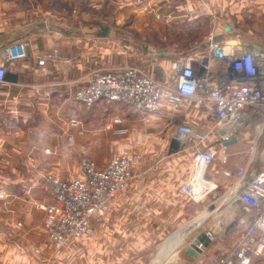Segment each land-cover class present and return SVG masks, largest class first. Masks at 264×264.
Masks as SVG:
<instances>
[{"label": "crops", "instance_id": "0c3cea01", "mask_svg": "<svg viewBox=\"0 0 264 264\" xmlns=\"http://www.w3.org/2000/svg\"><path fill=\"white\" fill-rule=\"evenodd\" d=\"M173 2L174 6H171ZM210 2L215 3L214 0ZM198 3V0H0V62L5 45L16 43L19 46V43L24 40L27 42L24 45L25 56L7 65L5 80L0 82V120L4 118V122L1 120L4 124V150H0V154L2 158L4 156V163L10 167L17 166L18 160L22 161L31 151L37 159L38 166L36 165L37 167L33 169V179L24 181L17 178L9 186L10 190L20 197L14 201L16 216L25 226L31 228L34 236L42 233L44 214L43 211L34 208L28 211L23 209V200H27L25 199L27 189H31V195L36 201L52 204L54 199L48 195L45 184L38 175L39 170H45L42 169L45 167L62 171V167L66 166L61 163L58 155H47L46 157L43 150L50 147V143L63 139L61 120L65 121V115L67 119L73 118L80 123L66 131L65 139L73 142L74 133L78 134L82 131L81 135L85 136L88 132V128H84V124L88 123V110H93V116H96L100 110L99 101L90 107L77 102L72 96L74 88L68 86L66 78L74 79V87H76L85 80L93 66H108V64H111L110 66L138 65L161 80L167 78L172 67L170 61L184 55L191 48L204 54L206 52L205 43L211 33H205L199 40L191 41L190 46L186 47L180 40H175L172 42L169 55L154 59L155 57L149 55L146 49L137 48L135 40L134 42L126 41L123 38L124 32L119 29L133 27L137 19L140 21L147 13L154 14L157 11L162 15L176 11L183 16L197 18V5H200ZM230 3L231 11H233L235 8L232 1ZM216 8L218 10V7ZM39 13L45 14L44 19L48 21L42 22L40 18L34 21L29 19L32 16L30 14L38 15ZM76 13L80 18H84V21L79 22L80 24L76 23L80 28L74 30ZM131 16L134 18L133 21L126 20L125 17ZM104 27L108 28L107 35L100 36L99 30ZM223 28L228 30L231 27L226 24ZM215 29H218L217 26ZM114 30H116L115 33ZM96 36L103 38L102 44H106L103 49L112 46L115 52H110L108 49L90 51L89 41L92 37L97 38ZM119 36L126 41L124 43L126 53L118 50L121 42ZM54 46L60 49L62 57L69 56L74 60L75 69L71 74L62 72V66L58 67L57 63L49 62L44 66L38 63L42 53ZM166 78L164 80H167ZM100 102L107 105H123L111 100H100ZM121 111L123 114L120 115L115 111H110L102 128L107 131L113 130L110 135L124 137L129 140V143L131 142L128 146L130 148L124 149L123 152L136 148L141 153L144 151L146 159H150L148 160L149 165L129 180L124 190L111 204L110 220L117 223L115 233L105 229L98 230L94 234L97 238L96 246L88 244V239L91 238L82 239L81 246H77L73 243L78 237L74 238L69 241L68 246L58 251L57 256L52 257L54 260L59 257L52 263L45 255L40 258L31 257L28 247L22 243V240L18 237H9L10 228L6 220L8 215L4 214L6 215L4 227L1 225L0 228H4L5 243L4 247L0 246L2 250L0 264H73L74 253L78 251L82 255L81 264H92L90 260L93 261L96 258L98 262L100 258L106 262H115L114 253L111 255L109 248L111 243L117 242V245L121 243L117 240L118 237L126 241L131 238L136 244H144V241L153 248V244L158 242L163 234L169 230H174L173 232L176 233L181 225L187 222L189 224L184 229V233L176 239L177 255L172 263L205 264L210 255L234 243L236 235H232L233 227H236V232H234L238 233L243 226L240 227L231 222V216L227 215L231 209L230 205L225 212L224 223L218 228L215 226L216 221H213L212 225L206 223L205 226L191 223L192 219H186L182 215L184 208L178 204L179 197H186L180 191V186L188 177L192 167V148L176 138L175 125L190 123L201 126L209 114V107L200 106L194 100L185 99L177 110H171L167 103L163 102L156 112L149 115L148 121H143L131 107L127 106ZM114 116H118L120 121L112 126ZM69 130L73 135L68 134ZM158 135L160 141L163 142L161 146L166 148L162 155H155V149L151 146V140L156 139L157 141ZM75 137L84 141L83 137ZM215 141L211 139L208 144ZM262 141H264V135L259 140L258 149L264 147ZM42 144L46 147L42 148ZM249 145L248 139H236L226 144L230 154V165L246 164L252 160L254 154ZM71 149L73 148H69L67 154L69 158L76 156V152ZM118 153L121 152L115 154ZM255 156L257 164L259 159L257 155ZM107 157L102 163L97 162V165L99 167L105 165L110 159L109 156ZM184 157L187 159L186 169L178 171L179 163ZM57 162L61 165L55 164ZM21 171L22 168L17 167L12 172ZM208 175L218 181L222 189L233 182V178L221 174L216 162L210 165ZM206 217L205 215L204 218ZM124 223L127 224L126 227L121 226ZM207 231L212 234V239L207 237L208 244L206 246L203 244L199 256L192 258L185 252L186 247L192 244L195 237L205 235ZM154 239L156 242L153 241ZM95 255L97 257H94ZM170 263L167 261L165 264ZM116 264H120V257H116ZM250 264H264V250L261 254L255 255Z\"/></svg>", "mask_w": 264, "mask_h": 264}, {"label": "built area", "instance_id": "2783aa9c", "mask_svg": "<svg viewBox=\"0 0 264 264\" xmlns=\"http://www.w3.org/2000/svg\"><path fill=\"white\" fill-rule=\"evenodd\" d=\"M159 16L157 12L156 17ZM26 43L24 40L19 46L10 43L3 47L0 82L5 80L7 65L25 56ZM204 49V54L191 49L174 58L172 76L167 80L153 78L136 66H120L107 72L93 70L76 89L74 99L85 105L101 99L119 101L133 108L143 121H148L163 102L171 110H177L185 99L209 107L201 126L175 125L176 138L192 148V167L180 191L196 202L210 194L218 196L221 186L208 175L214 162L223 176L233 178L222 196H226L231 207L235 198L240 199L235 206L242 205L246 213L239 216L235 225L245 226L236 233L232 245L210 255L205 264H250L264 250V148L258 149L264 131V46L241 37L211 34ZM56 56V49L44 51L39 63ZM113 121L120 119L114 117ZM245 136L251 139L254 157L246 164L232 166L225 142ZM211 139L216 141L208 144ZM135 156V152L118 154L103 167L82 156L81 175L70 180L46 176L54 199L44 207L45 227L52 243L59 247L88 234L93 224L103 219L110 202L132 177ZM205 234L212 239L210 231ZM199 246L203 248L202 244Z\"/></svg>", "mask_w": 264, "mask_h": 264}, {"label": "rangeland", "instance_id": "374dc122", "mask_svg": "<svg viewBox=\"0 0 264 264\" xmlns=\"http://www.w3.org/2000/svg\"><path fill=\"white\" fill-rule=\"evenodd\" d=\"M198 1H199L198 4L200 5H197V8H198L196 10L198 13L197 18H194V17L191 18L186 15L183 16L182 14L176 13V11L168 12L163 15L160 12V16L156 17V13L158 12L157 11V12H154V14L147 13V15L142 16L140 21H138L137 19V22L136 24H134L133 27L132 26L126 27V28L122 27L119 30L124 32L125 36H123V38L126 41L131 40L134 42L135 40L137 48L146 49L149 55H153L155 57L154 59H158L160 57H165L169 55V53L171 52L170 48L172 46L173 41L180 40L183 43L182 45H185L186 47L187 45L191 43V41L199 40L207 32H209V34L210 33L214 35L219 34V35L233 38V39L241 37L243 40L247 42H251L253 44L264 46V0H231L235 8L234 10L232 9L233 11H231V3H230L231 1L230 0H214L215 3H211L210 0H198ZM171 6H174V2L173 4H171ZM216 7H218V10ZM77 14L78 13L74 15L76 16L75 17L76 20H74L75 18L73 19L75 23V25L73 26L74 30L77 28H80L79 25H77V24H80L79 22L84 21V18H80L79 15ZM30 15L32 16L29 19H33V21L39 18L41 19L42 22L48 21L44 19L45 14L39 13L38 15L37 14H30ZM125 18L126 20H130V21L134 20L133 16L125 17ZM226 24L230 26L231 28L228 30L224 29L223 26ZM135 25H137L138 27H136ZM215 26H217L218 29H215ZM115 32L116 30H114V33ZM96 37L97 38L92 37V39H90L89 41L90 43L88 45V49L90 51L94 50V52H97L98 50L103 51L105 49H108L110 50V52H115L114 50H112L113 49L112 46L111 47L109 46L103 49L104 45H106V44L104 45L102 44L101 40H103V38L100 39L101 37L99 38L98 36ZM120 37L122 36L118 37L121 41L120 46L118 47L119 48L118 50L126 53L125 44H124L126 43V41ZM54 49L57 50V56L54 59L46 60L43 64H40L38 60V63L43 66L49 62H51L52 64L57 63L58 67L62 66V69H61L62 72L64 73L70 72L71 74L72 71L75 69L74 60L70 58L69 56H65V58L62 57L60 55V49L55 46L46 51H53ZM171 64L172 62L170 61V65ZM110 65L111 64H108V66H101V65L93 66V68H91L89 73L87 74V77L85 78V80L81 84L77 85L76 87H74L75 86L74 79L66 78L67 80L66 83L68 84V86L74 88L72 92L73 98H74L76 89L86 81V79L89 77L90 73L93 70L107 72V71L116 69L120 66L121 67L122 66H136V67L141 68L145 73L149 74L153 78L159 79L151 75L146 70H144L141 66H138V65H127V64L126 65L125 64L114 65V66H110ZM171 76H172V67H171V71L168 74L167 78L166 77L165 78L169 79ZM101 100H109V99H101ZM97 101H99L98 105L100 106V110L96 116L92 115L93 110L91 109L88 110V114H89L87 118L88 123H86V125L84 124V128L86 129L88 128V132L85 134V136L81 135L83 134L82 131L78 132V134L80 135L76 133H74L73 135L70 133V130H69L68 134L70 136L73 135L74 137L73 142L67 141L65 139L67 137L66 131L68 129H71L72 126H78L80 124L77 122L76 119H73V118L67 119L65 115L64 117L65 121L61 120V123L63 125V132H64L63 139H59L57 142L50 143L49 145H51L53 149L50 148L51 146L48 148H45L46 146L44 147V144H42V148H45L43 151L46 157L47 155L48 156L58 155L61 160V163L66 165L62 167V171L56 170L55 168L47 169L45 167L42 168L45 170H41V169L39 170L40 172L38 173V175L40 176L43 183L45 184L47 193L51 198H53V195L51 193L52 188H51L50 183L47 181L46 176L51 174V175H57L63 180H70L76 176L81 175L82 172H81V167H80V161H81L82 156H87L91 158L94 161L95 165L99 167L97 165V162L98 164L102 163V161L105 160L107 156H109L110 159L106 162V164L118 154H122L125 152H133V153L135 152L136 162L132 167V177H134L135 174L138 173V171L143 170L144 167H147L149 165L148 160L150 158L146 159L144 151L141 153V151H138V149L135 148L132 150L127 149L128 151L123 152L124 149L130 148L128 146L131 145V142L129 143V140H127L124 137L120 138L114 135H110L111 134L110 132H112L113 130L107 131L102 128L103 122L106 120L107 116L111 113L110 111H115L119 113L120 115V114H123V111L121 110L123 108H127L128 105L123 104V103H122L123 105H119V104L107 105V104H104L103 102H100V100H97ZM111 101H115V100H111ZM93 104H90L87 106L90 107ZM114 107H116V109ZM1 120H3L4 122V118H2ZM1 120H0V150H4V124L3 122H1ZM72 120L75 121V123H72ZM114 124L116 123L112 119L111 125L113 126ZM99 128L101 129L99 130ZM143 135L144 133L142 134V136ZM159 135H158L157 141L156 139L151 140V146H152V149H155L154 151L155 155H158V154L162 155L163 150L166 151V148L161 146L163 142L160 141ZM263 135H264V131L262 132L261 137ZM75 136L83 137L84 141H80L79 138H76ZM242 139L251 140L247 136L243 137ZM142 142L144 143V140ZM262 142L264 143V141ZM138 143H141V142H138ZM69 148H73L71 149V151L76 152L75 157L73 158L67 157ZM145 148H147V146ZM263 148L261 147V149ZM157 149H159V151H157ZM116 152H121V153L115 154ZM3 158H2V154H0V226L2 225L4 227V217L6 218V215L4 214H7L8 215L6 218L7 225L10 228L9 237L10 238L18 237L20 240H22V243H24L28 247L31 257L40 258L45 255L47 259L50 258L49 260L52 263H54L55 260L58 259L59 257L55 258V260L52 257L57 256L58 251H60L62 247H65L66 245L68 246L70 242L69 243L67 242L63 244L62 246L58 247L50 241L47 231H46V227H45L46 211L44 209V207L49 204H43V203L36 201L31 195V189L30 190L27 189V193L25 195L26 197L25 199L27 200L25 201L23 200L24 202L23 209L28 211L31 208H34V209L43 211V214H44L42 233L37 234V236H34L32 234L33 231L31 230V228L25 226V224L17 218L16 209L14 208V201L16 199H19L20 197L14 194L10 190V187H9L11 183L14 182L17 178H21L24 181L33 179L34 177L33 169L38 166L37 159L33 156V151H31L27 153V155L25 156V158L22 159V161L20 159L18 160L17 166L10 167L4 163ZM186 163H187V159L184 157V159H182L181 162L179 163L178 171L184 170V168L186 169ZM55 164H59V163L57 162ZM17 167L22 168V171L19 173L12 172L13 169H17ZM129 180L127 181V183L129 182ZM126 185L124 186V188L126 187ZM124 188L121 190V192L124 190ZM223 192H224V189L221 188L219 190L218 196H214L210 194L209 196H207L206 198L198 202L193 201L187 197H179L180 199L178 201L179 202L178 204L184 208L182 215H184L186 219H189V220L192 219L191 223L194 222L196 223L197 226H205L206 223L208 224L211 223L212 225L214 224L213 221H216L215 226L220 228V224L224 223L223 221L225 219V212L229 206L228 199L226 198V196H222ZM118 195L110 202L109 209L107 213L105 214V216L103 217V219L93 224L91 231L88 234L78 237L74 241L73 244L77 246H81L82 239L91 238V239H88L89 240L88 244L91 246H96L97 238L94 237V234L98 230L105 229L108 232L115 233L117 223H113L110 220V207H111L112 202L118 197ZM231 205L232 207L228 211L227 215L231 216V219H232L231 222L235 224L239 216L246 213V211L244 210L242 205L235 206V203H231ZM190 215H193V216H190ZM205 215H207L206 218H204ZM198 219L199 221H197ZM184 221H188V220H184ZM188 224H189L188 222L182 224L180 227V230H178L176 233L173 232L174 230H169V232L162 235L161 239L158 242H156V239H154L153 241L156 243L153 244L152 246L153 248H151L149 244H145L146 242L144 241H143L144 244H136L134 240H132L131 238L128 241H126V239L122 237H118L117 240L120 241L121 243L119 245H117V242L111 243L112 245L109 248V251H111V255L114 253L115 262H111V261L106 262L102 260L101 258L98 262V259L96 258L93 261L90 260V263L92 264H116V257H120V264H165L167 261L168 262L170 261L172 263L175 261L173 259L176 258L175 256L177 255L176 248L178 247L175 246L176 239L179 236H181L182 233H184L183 231L184 229L187 228ZM121 226L126 227L127 224L124 223ZM238 226L244 227L245 225H238ZM217 227H216V230H218ZM235 229L236 227H233L232 235H236ZM200 238L203 241L204 246H206L208 244V240L205 237V235L202 234ZM4 243H5L4 228L3 229L0 228V246L4 247ZM9 244H11V242H9ZM0 254H2V250H0ZM81 257L82 255L80 254L79 251L74 253L73 264H81L80 262ZM94 257H97V255H95ZM148 258L150 259L148 260ZM172 264H177V263H172Z\"/></svg>", "mask_w": 264, "mask_h": 264}, {"label": "water", "instance_id": "95a60500", "mask_svg": "<svg viewBox=\"0 0 264 264\" xmlns=\"http://www.w3.org/2000/svg\"><path fill=\"white\" fill-rule=\"evenodd\" d=\"M107 31H108V28H106V27H104V28H101L100 29V36H106L107 35ZM236 140V138L235 137H233L232 139H230L229 141H227V142H225V144H229L230 142H233V141H235ZM241 201H240V199L239 198H235L234 200H233V203H240ZM208 215V214H207ZM206 215V216H207ZM205 236H206V234H205ZM206 238H207V236H206ZM208 240V239H207ZM199 244H202L203 245V241L201 240V238L200 237H195L194 238V240H193V242H192V244H190L189 246H187L186 247V249H185V252L189 255V256H191L192 258H197L198 256H199V253H200V251L202 250L201 248H200V246H199Z\"/></svg>", "mask_w": 264, "mask_h": 264}]
</instances>
